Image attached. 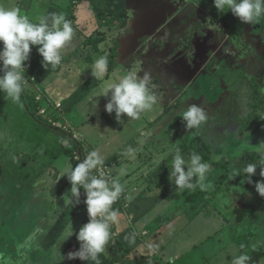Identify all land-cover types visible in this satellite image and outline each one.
<instances>
[{
    "label": "crops",
    "instance_id": "1",
    "mask_svg": "<svg viewBox=\"0 0 264 264\" xmlns=\"http://www.w3.org/2000/svg\"><path fill=\"white\" fill-rule=\"evenodd\" d=\"M164 2L0 0V6L19 7L33 22H38L41 16L50 12L62 13L72 21L74 29L73 39L63 50L62 63L56 68L49 66L45 69L43 57L37 50L39 46H32L30 60L25 62L28 84L22 94L24 103H19V111L35 116L40 123L50 125L52 120H56L68 128L59 130L65 133L61 147L71 145V150L66 147V153L71 152L70 163L66 158L61 163L56 160L46 172L40 170L36 175L27 174L26 182L24 179L17 181L16 177L13 183L14 176L9 179L4 177L3 180L0 177V203L5 200L7 204L17 199L12 196L14 188L28 189L25 197L18 198L31 197L23 210L27 212L17 211L18 215L12 217V222L20 223L29 217L30 220L45 217L47 220H39L37 227L44 222L62 223L63 232L68 235L74 229V235L62 242L67 236L63 234L54 250L60 251L58 253L61 255L68 253L70 247L79 249L76 234L89 221L84 203L86 198L81 196V202L73 206L71 184L67 175L61 177V173L75 167L71 160L72 153L83 160L89 152L97 150L105 159L104 168L125 187L123 199L113 206L119 210V223L111 226V239L100 256L101 264H170V261L171 264H231V256H238L242 252L249 256L259 252L257 264H264V197L256 192L254 183L246 182L242 171L247 164L257 162V153L264 147V117L261 120L252 117L251 123H248L250 127L245 129V122L241 118L248 112L246 105H233L229 112L234 116L230 119L225 111L219 110L220 105H209L205 109L208 112L211 110L207 121L199 129L186 130L185 123L178 119L182 90L179 85L182 87L183 83H187L193 89L201 86L198 82L191 84L193 80H189L187 72L179 70L175 64L178 61L173 60V50L177 51L184 28L182 23H168L162 29L166 22L160 19ZM188 10L193 12L195 7H188ZM243 31L237 39L241 38ZM130 33H138L139 40L129 43L127 35ZM114 40L119 45L117 64L114 69L108 65L104 79L97 80L91 68L99 57L110 54V45ZM125 59L130 62L125 63ZM132 66L146 67L147 73L151 72V77L156 81L161 77L162 83L158 82L156 87L150 88L157 96L156 106L162 108L151 120L147 112L138 120H128L125 115L121 124L115 119V113L109 114L105 110L108 98L96 96L106 81L112 82L116 71L122 72L123 76ZM262 69L263 65L250 69L255 74L254 84L250 82L254 91L251 99H248L250 103H255L252 105V115L260 108L256 107L257 102L264 99ZM138 72L136 74L140 76ZM94 99L99 101L96 109L93 107ZM174 101L177 108L173 113L178 116L176 120L165 115L170 106H175ZM6 102L0 92V118L14 122L13 105L8 107ZM203 104H200L202 108ZM42 108L46 112L42 113ZM217 110L219 114L215 112ZM67 113H71L73 122L67 118ZM1 138L0 132V140H3ZM239 144L246 146L240 148ZM129 146L136 149L134 156L122 154ZM176 147L186 158L196 152L202 156L203 162L211 165L209 180H212L213 188L203 191L199 188L176 190L177 186L169 180L172 158L169 153ZM219 166H223L222 171H219ZM260 167L252 176L253 181L261 180ZM236 171L240 172L237 178L233 177ZM44 174L46 178H43ZM48 177L58 182L45 188L47 192L45 189L35 191L39 189L36 188L38 185L43 187V182L47 184ZM52 189L53 192L59 190L58 194L54 198L46 197ZM60 198L63 200L60 201ZM74 219L76 223H73ZM43 229L47 227L40 230ZM30 234L36 237L34 231ZM133 237L134 241L130 242ZM116 254L119 256L116 257Z\"/></svg>",
    "mask_w": 264,
    "mask_h": 264
},
{
    "label": "rangeland",
    "instance_id": "2",
    "mask_svg": "<svg viewBox=\"0 0 264 264\" xmlns=\"http://www.w3.org/2000/svg\"><path fill=\"white\" fill-rule=\"evenodd\" d=\"M164 1V4H162L163 14L160 16V19L166 21V24L182 23L184 28V32H182L184 37L180 39L177 51L173 50V54L175 55L173 60L178 61L175 64L179 70L187 72V75L190 76L188 77L189 80H193L191 84L194 85V82H198L201 86L200 88L196 87V89H193V86L187 83H183V86L186 87H180L179 85V89H182L179 97L181 106L180 112L185 111L190 103L202 105L203 102L204 109L209 105H213L212 107L220 105L221 108L219 110H221V112L225 111L227 118L230 119L234 116L232 112H229L233 105L243 104L246 105L245 107L248 109V112L244 113L241 118L243 119L242 122H245V129L250 127L251 124L249 125L248 123H251L252 117L261 120L262 117H264V104L252 115L254 111L252 105L254 106L255 103H250L248 99H251L254 91L251 88V83L254 84L253 80L255 74L250 71V69L253 66H264V36L262 30H260L264 25V17L254 24L242 25V27L238 29L236 35L232 36L233 28L237 26V17L234 15L228 17L226 19L228 20V26H224V21L222 20L217 21L216 17L219 19L223 14L215 8L214 0H172L173 6L169 4L168 0ZM191 6H194L195 10L193 12L191 10L187 11V8ZM180 11L183 12L179 15ZM242 30L244 31L241 33V38L237 39L236 37ZM127 36V41L129 43L136 39L139 40L138 33L133 35L130 33ZM191 36L195 38L192 40ZM118 37H120L121 40L122 37L120 35ZM188 44H191V46L187 47ZM176 45H174V48ZM127 61L130 62V60L125 59V63ZM139 68L140 67L132 66L126 71L128 73H137ZM145 69L146 67L140 68L138 72L140 76L147 73ZM160 70L161 69H159V71ZM127 72L125 74H127ZM160 72H158V75ZM121 73L122 72L116 71L112 82H117L118 79L122 77ZM260 73L263 76L261 82L263 85L262 91L264 93V70L262 69ZM149 74L150 87L154 88L157 86L158 82L160 84L162 83L161 77L159 81H156V78L151 77L152 73L149 72ZM163 90H166L165 85L163 86ZM1 96L5 98L3 92H1ZM22 100L21 97V101ZM237 100L241 101L237 102ZM21 101L19 103H21ZM22 102L24 103V101ZM19 103L14 104L10 100L6 102L8 107L10 104L13 105L14 119H16V121H5L4 117H2V119L0 118V132L2 135L1 139H3L0 140V177L1 180H3L4 177L9 179L11 176H14L13 183H15L16 177L17 181L24 179V182H26L27 174L30 176L36 175L40 170L46 172L47 168L56 160L57 163H61V161H64L66 158V161L70 163V157L69 153H66V147L69 148L68 150L72 149L71 145H66L65 148L61 147L65 135L64 132L59 130L61 128L51 125L52 123L50 125L40 123L35 116H29L26 111L25 113L19 111L21 110V105ZM175 103L176 101L173 103L175 106H170L169 112L167 111L165 114L174 117V120L178 117L177 114L174 115L173 113L177 108ZM161 108L162 107L158 108L155 105L153 110L148 112L149 116H151L149 120L156 117ZM205 111L207 115H210L211 110L210 112H208V110ZM215 112L219 114L218 110ZM238 112L241 113L242 111L239 109ZM172 113L173 115H171ZM70 114L71 113L68 114L67 118L73 122ZM178 119H180L181 123L183 122L181 117H178ZM34 120L35 122L32 124ZM18 121L21 122L18 124ZM22 121L25 123L22 124ZM5 124L9 126H3ZM11 124H14V126H10ZM17 124L18 127H16ZM245 129L244 131H246ZM245 146L246 145L239 144L240 148ZM233 150L235 151V149ZM17 156L21 158L19 159ZM78 158L79 156L77 154L76 159ZM218 169L222 171L223 166H219ZM46 176L47 175L44 174L43 178H46ZM237 177H239V175L235 176V178ZM260 179H262V177H260ZM210 181L212 182V180ZM233 181L236 182L235 179H233ZM57 182L58 181L48 177L47 184L43 182V187L40 188L38 185L36 188L39 189H35V191L39 192L41 189H48L49 185L52 186L53 183L55 184ZM243 182H245V180H243ZM14 185L15 184H13V186ZM6 186L9 185H5V187ZM46 189L45 191L47 192ZM53 190L54 189H52L46 197L54 198V195L58 194L59 190H55V193ZM13 192L12 196L13 198H17L16 200L12 202L9 201L10 204L8 205L4 203L5 200L0 203V205H2V210L0 211V240H3L5 237V240L7 238L13 241L9 242L10 250H7L8 247L6 246L3 247L5 251L2 252L4 254L2 255L3 259H0V264H3L4 260H7L8 264H90L88 261H81L79 259H66L69 252L78 250V248L74 249L71 247L70 249L68 248V253H64L65 260L62 262V255L58 253L60 251L54 250L55 248L57 249V242L61 241L63 234L67 235V233H64L62 230V223L59 225L57 222H54L55 224L44 222L43 224L40 223L37 227L39 220L41 222L47 220L45 217L39 220H37V218L30 220L29 217L26 221L13 223L12 219L18 215L17 211L26 214L27 211L23 212V210L26 209L28 205V198H31L28 195L27 198L18 200V198L25 197L28 194V189L23 188L19 190L14 188ZM7 198L9 197L7 196ZM62 200L63 199L60 198V201ZM73 223H76V219H74ZM44 226H46L48 230L43 229L41 231L40 229ZM32 231L36 234V240L32 239L33 236L30 234ZM16 247H18V249H16ZM118 256L119 255L116 254V257ZM121 257L122 256L119 257V260Z\"/></svg>",
    "mask_w": 264,
    "mask_h": 264
},
{
    "label": "clouds",
    "instance_id": "3",
    "mask_svg": "<svg viewBox=\"0 0 264 264\" xmlns=\"http://www.w3.org/2000/svg\"><path fill=\"white\" fill-rule=\"evenodd\" d=\"M214 6L219 12L231 11L242 23L254 24L264 17V0H214ZM74 29L72 21L65 18L62 13L50 12L41 16L38 22H33L19 7L7 8L0 6V92L6 100L19 103L25 87L26 63L30 60L32 46H39L38 52L43 57L42 65L56 68L61 65L63 50L73 39ZM107 55L99 57L92 66V75L97 80H103L107 72ZM106 97L107 113H115L117 122L123 124V117L128 120H138L141 115L153 110L157 103V96L150 88V74L138 76L129 72L118 79L117 82L106 81L102 91L96 97ZM99 101L94 99L93 107L96 109ZM185 123L186 130L199 129L208 119L207 113L200 104H190L187 109L178 114ZM136 149L129 146L122 154L134 156ZM259 159L256 163H249L243 168L246 182L254 183L256 192L264 197V179L253 181L252 176L260 167L259 175L264 178V147L260 148ZM171 155V172L169 180L177 186V191H192L196 188L208 190L213 188L209 180L212 170L209 163L202 161V156L192 152L186 158L179 147ZM166 159L162 158V161ZM105 159L97 151L89 152L75 167H70L61 173L67 175L71 184L70 198L73 206L78 205L81 189L84 190L89 221L84 224L76 238L80 247L69 252L66 259L88 261L90 264H101L100 256L104 253L111 239V226L119 223V210L113 205L125 192L124 185L119 179L104 170ZM94 170L96 174H94ZM240 175L236 171L234 176ZM74 235V229L69 231L62 242ZM134 241V237L130 242ZM243 245L241 248L243 249ZM256 245H253L255 249ZM62 262L65 260L63 253ZM231 264H248L251 257L242 252L238 256H231ZM0 259H3L0 254ZM3 264H8L7 260ZM171 264V261H170Z\"/></svg>",
    "mask_w": 264,
    "mask_h": 264
},
{
    "label": "trees",
    "instance_id": "4",
    "mask_svg": "<svg viewBox=\"0 0 264 264\" xmlns=\"http://www.w3.org/2000/svg\"><path fill=\"white\" fill-rule=\"evenodd\" d=\"M224 14H226L228 17L230 16V15H233L232 14V12L231 11H228L227 12V10H225L224 12H223ZM238 26H236L235 28H233V31H232V36H235L236 35V33L238 32V29L240 28V27H242V25L244 24V23H242L240 20H239V18H238ZM260 30H262V32H263V36H264V25L260 28ZM92 40H94V38H92ZM101 40V39H100ZM95 41V40H94ZM118 48H119V45H118V43H117V41L116 40H114V43H112V45H110V54L109 55H107V57H108V65L110 66V69H114V66H115V64H117V55H118ZM1 74H3L2 72H0ZM257 94H258V92H257ZM256 97V96H255ZM258 98H260V96H257ZM262 104H264V99L263 100H260L259 102H257V104H256V107L258 108V107H261L262 106ZM68 153L69 154H71V152L70 151H68ZM71 160L73 161V163L75 164V166L81 161L80 159H76V155H74V153H72V158H71ZM8 204H10V203H7V205ZM2 210V205H0V211ZM0 218H1V216H0ZM5 238V237H4ZM3 238V240H0V254H4V253H2V252H4L5 250L3 249V247L4 246H6V247H8L7 248V250L9 249L10 250V245H9V242L10 241H12V239H10V236H9V239L10 240H8L7 238H6V240ZM1 239V238H0ZM32 239L33 240H36V237L34 236V237H32ZM13 242V241H12ZM35 242V241H34ZM13 244V243H12ZM36 244V243H35ZM14 245V244H13ZM16 249H18V247H16ZM24 257V256H23ZM22 257V258H23ZM251 257V259L248 261V264H257V262H258V257H259V252H255V254H253V256H250ZM39 264H41V263H39Z\"/></svg>",
    "mask_w": 264,
    "mask_h": 264
},
{
    "label": "built area",
    "instance_id": "5",
    "mask_svg": "<svg viewBox=\"0 0 264 264\" xmlns=\"http://www.w3.org/2000/svg\"><path fill=\"white\" fill-rule=\"evenodd\" d=\"M0 66H2V65H0ZM41 112H42V113L46 112V109L42 108V109H41ZM51 123H52L53 126H55V127H57V128H61V129H62V128H63V129L65 128V129H68V128H67L66 126H64V125L61 126L60 123H59L58 121H56V120H52ZM78 159H79V158H78ZM104 170H105L106 173L109 174V172H108L105 168H104ZM94 174H96V173H94ZM81 192H82L81 196H83L84 198H86L83 189H81ZM123 197H124V193L121 195V198H120L116 203L120 202V201L123 199ZM116 203H115V204H116ZM115 204H114V205H115ZM114 205H113V206H114Z\"/></svg>",
    "mask_w": 264,
    "mask_h": 264
},
{
    "label": "flooded vegetation",
    "instance_id": "6",
    "mask_svg": "<svg viewBox=\"0 0 264 264\" xmlns=\"http://www.w3.org/2000/svg\"><path fill=\"white\" fill-rule=\"evenodd\" d=\"M191 7H194V6H191ZM180 13L182 14V12L180 11ZM222 14H223V16L222 17H220L219 19L216 17V19H217V21H219V20H222V21H224V26L225 25H227L228 26V20H226L227 18H228V16L226 15V14H224L223 12H222ZM221 14V15H222ZM230 16H233V15H230ZM229 16V17H230ZM238 17H237V20H236V25L238 26ZM173 24V23H172ZM184 37V34L182 33V35H180V37H179V40L180 39H182ZM192 37V40L195 38V37H193V36H191ZM192 42V41H191ZM182 43H183V41H182ZM178 45H179V43H178ZM191 46V44H188L187 45V47H190Z\"/></svg>",
    "mask_w": 264,
    "mask_h": 264
},
{
    "label": "water",
    "instance_id": "7",
    "mask_svg": "<svg viewBox=\"0 0 264 264\" xmlns=\"http://www.w3.org/2000/svg\"><path fill=\"white\" fill-rule=\"evenodd\" d=\"M168 1H169V4L173 6V2H172V0H168ZM171 2H172V3H171ZM164 24H165V25H164V27H163L162 29H164L165 26L167 25L166 22H165Z\"/></svg>",
    "mask_w": 264,
    "mask_h": 264
}]
</instances>
